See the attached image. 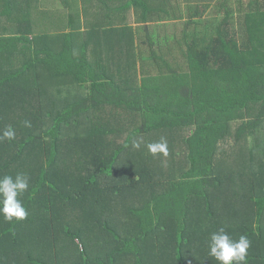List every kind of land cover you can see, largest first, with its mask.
Listing matches in <instances>:
<instances>
[{"label":"trees","instance_id":"trees-1","mask_svg":"<svg viewBox=\"0 0 264 264\" xmlns=\"http://www.w3.org/2000/svg\"><path fill=\"white\" fill-rule=\"evenodd\" d=\"M48 1L0 0V99L28 95L38 106L30 128L0 120V136L15 131L0 140V151L14 144L0 153V178L30 146L47 150L18 196L26 218L0 214V245L4 237L16 245L29 215L51 212L50 200L64 220L46 237L24 232L26 250H0V259L221 264L209 241L223 228L249 239L244 264H264V0H216L205 16V4L190 5L177 27H142L151 45L138 43L136 56L122 28L82 24L68 15L70 0L59 8ZM42 20L56 37L38 32ZM116 67L127 71L115 77ZM162 138L168 155H153L147 145Z\"/></svg>","mask_w":264,"mask_h":264},{"label":"rangeland","instance_id":"rangeland-1","mask_svg":"<svg viewBox=\"0 0 264 264\" xmlns=\"http://www.w3.org/2000/svg\"><path fill=\"white\" fill-rule=\"evenodd\" d=\"M81 1L82 0H78L77 4H75L74 0H70L67 9H70V8L73 7L74 10H73V12L72 11H70V12L68 11L67 12L68 15L78 14V17L80 16V18L83 20L82 24H85V18H88V20L89 19L93 20V22H97V14L94 13V12H96V7L93 6V2H98L99 6H102V3H103L102 0H90V1H87L86 3H85V0L82 3H81ZM63 3H64V0H50V1L47 2V5H49L51 8H54V7L59 8L60 5H63ZM71 3L73 4V6H71ZM114 6H115V4L112 5L110 7V9H113ZM120 13L126 15L123 11L118 12L117 10H113L109 15H105L104 14V16L106 18L105 21H107V20H108V22L120 21ZM1 22H2V20H0V27H1ZM46 23H45V21L42 20V21H39V22L35 23L34 26L38 27V30H39L38 32L39 33H41V34H51L54 37L55 34L53 32H51V30L53 31V27L51 26V23L48 20H47ZM116 27H117V25H113L112 29L117 30ZM85 29H86V25H84V26L82 25V29L80 31L84 32ZM239 30H240L239 28H236V31L239 32ZM0 32H1V28H0ZM140 32L143 33L139 37L140 40H138L137 37L133 36L134 37L133 38V45H134L133 52H134L135 56L137 54H136V50H134V49L136 48L138 41H139V45L141 47H145V46L149 45V43H150V40L148 38H146V36H145V32H144L143 28L140 29ZM151 37L154 38V36L152 34H151ZM90 48H91V51H90L89 56L92 57L98 51L96 50V52H95L94 49L92 50V47H90ZM148 54L149 55L152 54V51H151V53L148 52ZM137 64L140 66L139 60H138ZM126 69H127V67H116V68H114L111 71V73L116 77V76H119L121 73H125V71H127ZM117 70H118V72H116ZM40 81H41V79H40ZM54 82L55 81L53 79H49V81L45 82V83L48 84V86H52L53 87L54 84H55ZM31 102L32 101L30 100L28 95H25V96L22 95L21 96V95L10 93L7 98L0 99V106H1L0 107V112H1L0 113V120H2V121H11L13 125L18 126L19 128H22L23 130L25 128H30V127L25 126V121H29L30 122L31 118H28L31 115L30 111L34 110L35 108H38L37 105L35 107L34 105H32ZM31 122H33V121H31ZM101 141L102 140H100V143H101ZM1 144H2V141H1ZM13 146H14V144L12 146H10V147L4 146L7 149L1 148L0 153H2V154L3 153H5V154L8 153L9 154L10 152H12L14 150ZM82 149H84V146H82ZM40 150L42 152H46L47 151V150H44V146ZM40 150L37 149L36 146L35 147H31L30 146L29 150H27V151H25L23 153L24 155L22 156L21 160L17 161V163H16L17 165H15V167L10 172L11 173L10 176L15 178V176L17 174H23L24 176L28 177V175L33 173L32 171H34L36 163L40 164L42 162V160L40 159V155H41V151ZM11 155H13V154H11ZM97 155L98 156L95 157V161L96 162L103 161V159H104L103 152H101L100 154L98 153ZM0 159H1V156H0ZM1 163H2V161L0 162V164ZM73 181L75 183H78V179H74ZM45 205L51 209V212H49V213L47 212V214L45 216H42L44 218L36 216V212H35V214H31V215L28 214L29 215V219L28 220L30 222H26V227L23 228L24 230L21 232V235L18 237L19 241H17V244L16 245H12L10 243V238L12 240V237L9 238V242H8V238L4 237L5 239L3 238V240H4L6 245H0V250L2 252H8L10 249L13 250V249L18 248V247L20 248L21 251L22 250L25 251L26 250L25 249L26 244H25V241H23V240L29 241V239H24L23 233L24 232L26 233L28 230H30V232L33 233V234L34 233L35 234L36 233H41L43 236H45L47 230H50L52 234H54V232L58 230L59 226L61 225L62 221L64 220V217L61 214H59V213L58 214H56V213L53 214V212L55 211L53 209L57 207L55 202H52L50 200V202L48 201V204H44V206ZM1 220H3V219H1ZM1 220H0V232L4 228V226L2 225ZM33 226H34V229L30 228V227H33ZM39 239L40 238L37 237V240H39ZM50 244H53V243H52V240L50 238H48V243H46L44 245V249L41 248V250L38 251V252H40L39 254L44 253V251L50 249ZM0 264H10V263L6 262L5 259H0Z\"/></svg>","mask_w":264,"mask_h":264},{"label":"clouds","instance_id":"clouds-1","mask_svg":"<svg viewBox=\"0 0 264 264\" xmlns=\"http://www.w3.org/2000/svg\"><path fill=\"white\" fill-rule=\"evenodd\" d=\"M25 126L30 127L29 121H25ZM15 131L8 126L0 140L14 139ZM139 142L133 141V147L139 148ZM148 150L153 155L162 153L168 155L167 142L161 139L159 142L149 143ZM28 189V179L23 174H17L15 178L5 175L0 178V214H3L5 220L11 221L23 220L27 216L26 209L18 199L22 193ZM250 247L249 239L241 235L238 241L229 237V235L220 228L217 232L211 234L209 241V255L215 257L221 264H244L247 255V249Z\"/></svg>","mask_w":264,"mask_h":264},{"label":"crops","instance_id":"crops-1","mask_svg":"<svg viewBox=\"0 0 264 264\" xmlns=\"http://www.w3.org/2000/svg\"><path fill=\"white\" fill-rule=\"evenodd\" d=\"M87 1L89 0H86V2ZM135 1H141L142 3H136ZM82 2L83 0L81 3ZM102 2V6H99L98 2H93V6L96 7V12L94 13L97 14V22L101 25L99 28L109 29L113 28V25H117L116 28H122L127 36H135L140 40L139 37L143 34L140 32L142 27H146L147 31L158 30L163 33V27L159 25H167L166 22L168 21L176 27L181 25L179 22L181 20L178 17L181 15L183 17L186 16L190 5L195 7L197 4H205L207 7L201 8V11H204L203 15H205L206 12L211 9L209 3H214L216 0H102ZM146 2L149 5V9L145 11L144 6ZM160 3H162V5L165 4L169 11L171 10V18L164 13L161 7H157ZM114 4V8L110 9ZM62 6L63 5L60 7ZM113 10H117L118 12L123 11L126 15L120 13V21H105L106 18L104 14L109 15ZM138 43L139 41L137 44Z\"/></svg>","mask_w":264,"mask_h":264}]
</instances>
